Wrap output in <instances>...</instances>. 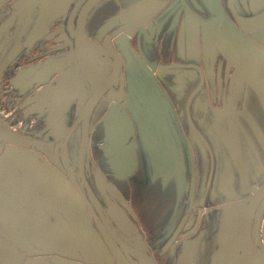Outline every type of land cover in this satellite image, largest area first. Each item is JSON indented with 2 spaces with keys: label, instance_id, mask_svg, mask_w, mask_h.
Segmentation results:
<instances>
[{
  "label": "flooded vegetation",
  "instance_id": "1",
  "mask_svg": "<svg viewBox=\"0 0 264 264\" xmlns=\"http://www.w3.org/2000/svg\"><path fill=\"white\" fill-rule=\"evenodd\" d=\"M21 1L0 0V160L6 146L2 133L23 137L38 145L40 151L32 147L21 150L19 147L18 157L14 156L13 164L23 175L29 176L33 186L47 198L51 190L50 185L48 186L50 179L38 177V168L50 169L74 189L102 246V254L95 253V247L74 230L84 251L82 259L90 261L89 264H220L218 251L221 244L227 243V264H264V99L251 89L250 83L242 75L245 56L241 52H247L249 58L248 52L252 47L263 52L264 47L259 45L256 48L253 43L258 42L244 32L241 23L245 25L247 19H242L235 6L230 2L222 7L224 25L227 28L221 31L202 27L212 23L210 12L209 18L203 22L190 9L180 4V0H163L157 5L158 10L151 24L148 23L150 26L142 32L147 41L151 29H155L153 41L168 20L170 25L177 26L183 12L194 18L202 29L196 34L202 48L201 63L159 64L171 66L173 74L158 76L157 69L152 71V64L146 63L131 47L138 31L132 30L127 23L130 6L112 16L113 26L108 28L104 39L89 36L85 31L91 40L99 45H109L110 50L118 53L121 58V47L126 45L132 48L152 71L163 92L156 90L157 101H152L157 103V109H152L151 112L155 118L154 123L157 124V132L161 135L158 137L162 138L164 154L161 156L154 144L151 146L153 149H148L145 141L135 131L125 146L128 156L136 160V168L124 179L116 178L109 168L105 154L104 121L112 106L119 108L120 115L132 120L128 101L131 98L130 76L126 61H123L116 85H111L103 92L92 105L89 114L87 150L83 157L84 175L110 229L129 251L125 252L105 231L77 172L84 128L81 116L86 113L88 101L94 91L112 71L114 61L107 59L103 62L105 66L100 67V59L93 57L99 77L84 79L85 57L75 52V21L74 27L69 28L68 25L69 18L74 17L76 20L81 7L77 4L78 0H70V7L55 19L58 22L44 21L35 27L29 22L34 15L31 10L35 4L21 11ZM42 1L46 0L37 3ZM71 5L75 8H71ZM92 10L93 8L86 17H89ZM58 28L59 34H56ZM122 33L124 39L120 38ZM209 33L221 39L224 34L227 42L233 44L230 47L240 51L238 60L235 58L231 63L215 50L214 60L211 61L207 55L206 61L204 50L205 44L210 43ZM70 34L74 39H70ZM117 38L122 46L116 45ZM219 46L221 51L227 52L228 48L221 44ZM71 52L75 55V61L70 65L57 71L49 69L38 75L46 61L68 58ZM256 55L255 65L264 76V54ZM75 65L77 83L81 85L80 92L72 98L66 109L54 108L50 93L45 94V99L41 96L47 89L50 91L58 86L68 68ZM190 124L201 133L203 141L197 136L192 138ZM214 130L225 138V144L214 137ZM154 155L159 158L166 171L170 165L174 172L176 204L172 219L160 232L147 235L142 229L138 214V206H141L142 200L132 191L130 181L137 175L142 158L146 157L153 163ZM20 156L26 157L25 164L21 163ZM234 160L238 170L233 167ZM100 165L103 166L101 175L104 181L118 190L114 195L99 190L95 178L101 176ZM0 181L5 183L4 178H0ZM6 183L8 190L0 189V197L2 201L14 206V213L9 210L14 219H10L12 226H20L18 218L22 208L29 217H33V213L39 214L34 225L29 224L34 232H37L35 229L40 225L47 230L52 229L55 221L61 224L64 231L67 230L65 223L74 229L72 217L67 212L57 208V211L46 214L21 195L14 184L11 186L9 181ZM124 186L126 189H123ZM257 191L258 197L252 202ZM115 212L121 214V220L124 218L126 223L121 222ZM123 224L130 225L136 233H132L133 229L129 228L128 234H124L120 230V225ZM138 232L144 235L142 243L136 240ZM4 239H7L5 231L0 226V240ZM8 239L14 245L21 246V242L10 235ZM44 244L49 245V240L44 241ZM37 249L39 247L33 245L30 251ZM51 257L33 256V259L42 258L44 264H53Z\"/></svg>",
  "mask_w": 264,
  "mask_h": 264
},
{
  "label": "water",
  "instance_id": "2",
  "mask_svg": "<svg viewBox=\"0 0 264 264\" xmlns=\"http://www.w3.org/2000/svg\"><path fill=\"white\" fill-rule=\"evenodd\" d=\"M40 0H22L20 3V10H24L27 7L36 4ZM76 1V0H73ZM101 0H78V6L81 5L77 17L75 20V40L77 42V49L75 52L79 54V56L85 57V71L83 73L84 79H90L93 77H99L98 75V68L94 65V58L100 59L98 60V64L100 67H103V62L107 59H112L114 61V66L108 77L105 79L103 83L94 91L92 96L88 101V105L86 107V113L84 116H81L83 121V133H82V141L79 150L78 156V165H77V172L78 178L81 181L84 189L87 192L89 201L101 220L103 227L109 237L115 241L123 251L129 252L126 247L118 240L115 234L110 229L104 214L102 213L101 209L98 206L96 198L92 193L88 183L86 181L84 170H83V157L86 155L87 150V126L89 121V114L90 110L92 109V105L100 98L103 92L106 91L111 85H116V79L118 78L123 61L127 63V71L129 72V88L131 93V98L128 99L130 102L131 107V117L132 120L129 118H125L124 116L120 115L118 110L119 108L112 106L108 111V114L104 121V128L106 134V156L108 158V165L111 172H114L116 178L124 179L130 176L135 168H136V160L133 157L128 156L127 147L125 146L128 139L134 134L138 133V136L145 141L146 147L150 149V147L154 144L157 147V151L162 156L164 154V148L162 143V138L157 132L156 123H154L155 118L151 110L154 108L152 107V100L157 101V91L163 93L160 89V86L152 74V71L157 69L158 76L162 74H173V70L170 69L171 66H162V65H150V71L145 63L136 55L133 49L130 47L128 48L126 45L120 48L122 50L121 56L110 50V46H103L99 45L96 41L91 40L85 33L84 30V20L86 18L87 13L97 5ZM163 0H133L132 4L128 8L127 17L129 24L128 26L134 30L136 29L138 32L135 36L144 37L142 33L144 28L149 27L148 24L153 19L154 14L158 10V6L160 2ZM206 6L208 7L209 12L212 15V20L210 25H202V27L206 30H221L224 31L227 27L224 25V12L222 7L219 5L217 0H202ZM126 18V17H125ZM246 24L242 25V29L244 32L249 33L250 37L257 41L258 44L253 43L256 48L259 45L264 47V10L259 13L258 15L252 17L251 19L245 20ZM153 22V21H152ZM148 24V25H147ZM125 31V29H124ZM155 33V29H151L150 36L148 41H152L153 36ZM223 39L216 38L213 33H209L210 43L205 44V59L207 61L208 58L214 60L216 55H214V51L217 50L222 56L226 57V59L230 60V62H234L238 60L240 51L234 50L232 47V43H228L226 38H224V34H222ZM124 39V36L120 37ZM217 39L218 42L215 40ZM214 41V42H213ZM139 42V39H138ZM140 43V42H139ZM228 48L230 50L228 52L221 51L219 45ZM119 46H122L121 43L118 42ZM259 49V48H258ZM255 49L254 47L249 50V58H247V52L241 51L244 54V67L242 68V75L246 78V82L250 83L251 89L256 92L260 97L264 99V76L262 72L256 67L255 62L257 60L256 53L264 54L262 50ZM75 55L71 52L70 56L65 59H56V60H48L45 62L43 68L38 72V75L44 73L46 70H53L57 71V69L62 70L65 66L70 65L72 62L75 61ZM94 57V58H93ZM70 58V59H69ZM59 65H62L61 67ZM105 66V65H104ZM67 73L64 74L63 80L61 83L48 91H44L41 97L44 98L45 94L48 95L50 93L52 95V99L54 102V108H59L60 110H64L67 108V105L70 104L72 98L77 96L78 92H80V84L77 83V67L72 66L68 68ZM199 77L200 73L198 72ZM82 74H79L81 76ZM192 78H194L192 76ZM78 88V91H77ZM73 98V99H74ZM45 99V98H44ZM149 106H148V104ZM154 103V102H153ZM61 113V112H60ZM59 118V117H57ZM190 130L192 134V138H200L202 140V135L196 129L193 128L192 124H190ZM135 126V128L133 127ZM59 129V128H56ZM148 130V131H147ZM214 137L221 143L225 144V138L221 135L220 132L217 130L213 131ZM2 136L5 138V153L0 160V175L5 177V183L9 181L10 185L14 184L17 189L21 192V195H24L30 201H32L42 212L46 214H50V212L57 211V208H60L55 202L52 201L50 196L47 198L42 193H40L30 182L29 176L23 175L20 171L16 169L13 164L14 156H17V152L20 149L32 147L36 148L40 151V148L35 142H31L30 140L12 136L9 134L2 133ZM55 137V135H54ZM203 141V140H202ZM16 147L18 149H16ZM153 149V147H151ZM43 152V151H42ZM22 153V152H21ZM44 153V152H43ZM18 157V156H17ZM20 161L22 164H25L26 157L20 156ZM24 162V163H23ZM235 168L238 170V165L236 160L233 161ZM29 165V164H27ZM26 165V166H27ZM40 164H38V167ZM45 168H38L37 174L38 177H44L50 179V183H48L49 188L53 187V180L51 177H54V172L50 169ZM42 172H41V171ZM45 171V172H44ZM240 171V170H239ZM29 175V173L27 174ZM56 176V175H55ZM0 181V189L3 191H7L8 187ZM7 184V183H6ZM264 187V186H263ZM261 191V190H260ZM259 191V192H260ZM256 193V194H255ZM254 194L256 195L255 198L252 200L256 201L257 199V192ZM50 195V193H49ZM8 207V208H7ZM14 207L12 204L6 203L2 201L0 197V226L5 231V238L4 240H0V264H44L45 262L42 258L33 259V256H52L50 258L53 264H89L90 261L86 259H82L84 256V251L82 246L78 243V237L74 229L67 223L65 226L67 230H62L61 224L55 221L52 224V229L44 228L43 225L37 226L36 231L34 232L32 226L29 225L36 222V216L39 214L33 213V217H29L26 215V211L21 208L19 214L20 226H12L13 222L11 223L10 219H13V215L9 212V210L14 213ZM25 212V213H24ZM91 213L93 214V210L91 209ZM27 217L28 219H24ZM40 218V217H39ZM15 225V224H14ZM31 226V228H30ZM21 227V228H20ZM23 227V228H22ZM35 227V226H34ZM26 233V234H25ZM8 235L11 238H15L21 242V246L14 245L13 243L9 242ZM32 243H31V240ZM64 239V240H63ZM68 239V240H67ZM49 240V245L44 244V241ZM39 247V249L30 251V248L33 245ZM48 248L47 250L44 249ZM228 251L229 245L226 243L220 245L219 249V263L220 264H227L228 259ZM187 252H185L186 254ZM137 258V257H136ZM141 262V261H140ZM147 264L146 262H142Z\"/></svg>",
  "mask_w": 264,
  "mask_h": 264
},
{
  "label": "crops",
  "instance_id": "3",
  "mask_svg": "<svg viewBox=\"0 0 264 264\" xmlns=\"http://www.w3.org/2000/svg\"><path fill=\"white\" fill-rule=\"evenodd\" d=\"M132 1L133 0H101L93 7L89 17H86L84 20V30L89 36L101 40L104 36H107L105 34H107L106 32L109 30L108 28H112L113 26V22L111 21L112 16L118 13L119 10L122 11L124 8L126 9L129 7L133 3ZM217 1L221 7H224V5L227 6V4L231 2V4L235 6L236 11L243 17L242 19H251L264 10V0ZM70 4V0H46L37 3L31 10L34 15H32L29 22L35 27L37 24H42L44 21H55V19L70 7ZM180 4L190 9L194 15L196 14L195 16L200 21L205 22L210 16L208 7L202 0H180ZM73 6L74 5H71V8ZM70 9H68V11H70ZM69 21V28L71 26L74 27V17L69 18ZM169 23L170 20H168L167 24L157 32L156 37L151 42L147 41L143 36L139 38L138 36H134L133 42L130 40H128V42H131V47H133L134 51L139 53L148 64H200L202 48L196 34H199L202 29L199 24L196 23V20L188 16V13L183 12L177 26L174 24L170 25ZM58 32L59 28L56 29L55 33L57 34ZM123 36L124 33H122V37ZM69 37L70 39H74L71 34ZM108 38L109 37L106 38V41H108ZM115 43L116 45L118 44V38ZM151 104L156 110L157 103ZM100 168L101 175V173H103V166L100 165ZM171 170L169 165L166 171L156 155H154L153 163L148 161L146 157H143L139 163L137 175L132 177L130 181L132 183V191L138 195V198L141 197L142 200L141 206H138V210L140 209L138 214L142 229L147 235H156L159 233L161 228L172 219L175 213L176 195L173 180L174 172ZM102 177L101 175L95 178L99 190L106 191L110 195L117 193V188H113L108 182L104 181ZM51 178L54 183L49 192L52 201L72 217L74 230L95 247V253L102 254V246L98 236L90 225L86 211L81 207L74 189L63 177L54 175V177ZM123 189H126V187L124 186ZM120 215L115 212V216L119 217L121 220ZM121 222L126 223V220L123 218ZM129 228L132 227L126 224L120 225V230L124 234H128ZM132 229V233H136L135 229ZM136 240L142 243L144 235L138 232Z\"/></svg>",
  "mask_w": 264,
  "mask_h": 264
},
{
  "label": "rangeland",
  "instance_id": "4",
  "mask_svg": "<svg viewBox=\"0 0 264 264\" xmlns=\"http://www.w3.org/2000/svg\"><path fill=\"white\" fill-rule=\"evenodd\" d=\"M210 223V222H209Z\"/></svg>",
  "mask_w": 264,
  "mask_h": 264
}]
</instances>
